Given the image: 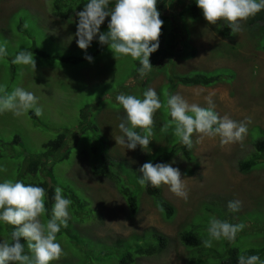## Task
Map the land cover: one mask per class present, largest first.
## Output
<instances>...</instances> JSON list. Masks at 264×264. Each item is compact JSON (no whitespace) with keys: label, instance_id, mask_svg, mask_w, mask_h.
<instances>
[{"label":"rangeland","instance_id":"374dc122","mask_svg":"<svg viewBox=\"0 0 264 264\" xmlns=\"http://www.w3.org/2000/svg\"><path fill=\"white\" fill-rule=\"evenodd\" d=\"M52 4L53 0H0V46L6 42L8 53L0 58V86H6L9 93L15 87L34 93L43 111L39 117L31 110L20 116L11 112L0 114V169H7L0 171V182L29 181L30 178L20 175L26 159L38 152L44 143L64 133L65 146L58 155L67 152V158L52 164V177L58 187L70 188L83 200L90 201V206L100 213L103 222L91 225L88 235L107 244L120 239L126 241L133 235L152 230L170 238L161 255L139 258L135 264H186V249L175 236L185 224L202 215L201 210L211 199L217 201L225 196L239 200V212L246 213L247 220L264 221V167L258 166L256 171L247 174L237 170V161L252 150L251 141L260 136L257 129L250 130L254 127L264 130V52L255 49L252 31L242 23L234 37L223 38L216 32L218 24L209 25L202 19L193 27L196 21L187 18L196 33V38L193 37L195 56L192 59L180 56L185 35L178 28L175 34L179 37L169 49L172 56L156 60L151 71L141 79L139 61L113 55L107 45L99 43V34L86 50H81L75 35L78 21L56 19L50 14ZM184 6L168 3L163 14L179 16ZM182 24L185 28L184 20ZM107 31L108 27L101 25L100 33ZM168 41L165 33L162 47L167 46ZM33 45L47 56L35 53L31 49ZM20 51L33 53L34 70L31 66L12 63ZM66 56H74L75 62H69ZM87 56L92 57L91 62L85 58ZM220 67L235 71L233 82H221L211 88L179 86L171 94H179L189 104L201 107L208 106L205 97L211 94L214 111L219 116H228L237 122L250 119L247 134L242 143L225 146H221L219 137L196 143L197 137L193 135L194 160L187 161L177 155L167 163L179 169L188 197L187 200L177 197L167 186H162V197L175 209L174 218L164 220L138 184L142 165L152 163L166 147L179 141L173 128L166 127L171 117L166 105L167 91L162 87L160 93V87L166 83V76L213 71ZM149 88L155 89L162 104L153 117L151 142L148 148L125 149L115 141L122 135L118 125L125 116L116 97L125 94L143 99V93ZM101 155L108 156L111 170L119 171L120 181L135 191L141 202L136 216H130L123 199L109 181L91 173ZM213 218L217 219L215 215ZM245 227L250 229L249 223ZM257 228L259 230L253 232H262V227ZM0 230L3 231L0 242H9L12 226L0 222ZM257 238L264 241V232ZM19 242L27 243L23 238ZM57 242L76 249L72 244L77 241L72 244L68 240ZM82 247L88 249L86 245ZM85 251L80 250L81 253ZM93 261L96 264L97 259Z\"/></svg>","mask_w":264,"mask_h":264},{"label":"clouds","instance_id":"9594fccd","mask_svg":"<svg viewBox=\"0 0 264 264\" xmlns=\"http://www.w3.org/2000/svg\"><path fill=\"white\" fill-rule=\"evenodd\" d=\"M202 11L203 18L209 25L226 22L231 33L239 32L241 24L264 10V0H195ZM76 30L77 46L86 50L93 38L99 34V43L107 45L109 50L122 57H131L139 61L140 78L151 71L149 57L157 51L158 38L163 21L157 11V0H116L115 6L109 8V0H89L77 12ZM110 17L108 31L100 33L105 19ZM57 19V18H56ZM8 55L6 42L0 46V58ZM89 62L92 57H85ZM13 64L31 66L35 61L31 51H20L12 60ZM116 101L122 107L125 116L118 127L122 135L115 140L128 150L137 146L148 148L153 136L154 114L162 107L155 89L149 88L143 93V99L134 95L120 94ZM207 107L189 104L179 94H169L166 105L171 117L170 125L174 135L188 149L193 147V135L196 143L205 138L219 137L221 146L242 143L247 134L246 121L237 122L228 116L221 117L215 111L212 95L205 97ZM34 111L39 117L43 114L34 93L21 87H15L10 93L6 86H0V114L11 112L20 116ZM139 130V131H137ZM143 133V134H141ZM7 171V169H0ZM138 184L142 188H160L167 186L177 197L187 200L188 193L184 179L178 168L171 164L147 162L139 169ZM45 189L21 181L4 180L0 182V222L11 225L10 241L0 242V264H52L60 259L62 247L57 242L61 227L67 226L71 200L63 196L57 188L54 195L55 204L52 216L45 222L41 217L47 212L45 206ZM231 212H238L239 200L230 201L227 205ZM245 228L243 223L230 224L212 218L209 222L210 239L203 241L205 247H212L213 240L227 239L233 241L236 235ZM23 238L31 254L25 253V246L19 241ZM238 264H264L258 255H240Z\"/></svg>","mask_w":264,"mask_h":264},{"label":"trees","instance_id":"16d2710c","mask_svg":"<svg viewBox=\"0 0 264 264\" xmlns=\"http://www.w3.org/2000/svg\"><path fill=\"white\" fill-rule=\"evenodd\" d=\"M88 2L89 0H53L50 14L57 19L77 22V12L82 10ZM115 3L116 0H109V8H113ZM168 3L171 6L174 4L182 6L184 4L185 6L179 12V16L173 15V17H167L163 13ZM157 11L160 14L159 18L163 21L161 34L158 38L160 48L150 55V65L160 58L165 59L168 56H172L169 49L172 48L171 44L179 37L175 34V30L178 28L185 35L183 54L180 56L192 59L197 52L193 46V37L196 38L193 27H197L198 21L204 19L202 11L196 6L195 0H157ZM187 18L196 21L193 23V27L190 26ZM109 20L110 17H107L102 25L107 26ZM168 20L169 24H167ZM182 20L185 21V28L183 27ZM244 25L253 33L251 35H253L255 49L264 52V10H261L254 17H250L244 22ZM168 27L170 28L169 33H167ZM216 32L223 38L234 37V33H231L227 23L223 21L216 26ZM165 33L169 41L167 46L162 47V40ZM31 49L41 56H47L36 45L31 46ZM64 58L72 63L76 60L74 56H66ZM235 76V71L229 67H220L213 71H192L190 74L185 75H169L168 77L166 76V83L160 87V93L162 87L166 89L167 100L168 95L173 93L179 86L211 88L221 82L231 83L235 79ZM81 117L84 119L83 114H81ZM253 129H257L260 136L257 140L251 141L252 150L237 161V170L241 174L256 171L258 166L264 167V130L260 127H254L250 132ZM98 137L103 141L101 135H98ZM65 138V134L61 133L56 135L54 139L44 143L38 152L30 154L29 158L26 159L25 167L20 170L21 176L30 178L29 181L23 182L24 184H31L45 189V206L47 212L41 217V221L45 223L52 216V210L55 204V191L57 188H60L53 180L52 164L55 162L60 163L67 158V152L60 156L58 155L65 146ZM17 139L15 137L14 141H17ZM177 155H181L187 161H193V147L188 149L180 141H177L171 146L166 147L152 164L168 163L171 158ZM111 166L112 164L108 156L101 155L99 161L92 166L91 173L94 176L106 179L114 186L123 199L130 216L134 217L139 213L141 202L136 196L135 191L120 181L119 171L113 172ZM61 190L63 196L71 200V205L68 209L69 217L67 226L61 227L60 232L57 234L59 236L57 240H68L70 244L73 241H77V244H72L76 246V249H73L65 244L61 245L59 243L62 247L63 256L52 264H86V262L93 264V259H97L95 261L96 264H135L139 258L161 255L169 245L170 238L156 230L142 233L139 236L133 235L126 239V241L120 239L111 244H107L104 240L94 239L88 235L91 234L90 232L92 230L89 227L95 223L97 225L103 222L100 213L90 206V201L83 200L81 196H78L70 188L63 187ZM144 191L145 195L150 197L164 220H172L174 218L175 209L162 197L161 187L158 189L148 187L144 188ZM215 199H211L209 205H205L204 209L201 210L202 215L197 216L196 219L185 224L175 236L176 240L186 249V264H238V257L242 254L258 255L261 261H264V241H258L259 238H257L258 234L261 235L264 232V221L247 220L246 213L241 214L239 211L231 212L227 205L230 201L234 200L230 197H219L217 201ZM214 215L218 220L227 221L230 224L243 223L246 226V223H249L250 229L245 227L236 235L233 241L222 238L218 241L213 240L212 247H205L203 241L210 239L208 227ZM258 226L262 227V232H253L259 230L257 228ZM0 232L3 231L0 230ZM6 239L9 238L6 237ZM9 242H11L10 239ZM23 245L25 246V253L31 254L27 248V243ZM83 245H86L88 249H83ZM81 249L87 251L81 253ZM93 250L97 252H92Z\"/></svg>","mask_w":264,"mask_h":264}]
</instances>
